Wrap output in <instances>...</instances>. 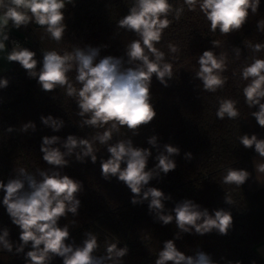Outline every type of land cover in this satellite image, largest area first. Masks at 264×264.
I'll return each instance as SVG.
<instances>
[{
	"label": "clouds",
	"instance_id": "1",
	"mask_svg": "<svg viewBox=\"0 0 264 264\" xmlns=\"http://www.w3.org/2000/svg\"><path fill=\"white\" fill-rule=\"evenodd\" d=\"M68 5L75 6V0H0V53H6L4 58L8 63L18 62L29 78L36 79L41 90L62 89L77 104L76 114L80 120L76 125L80 129L94 130L87 137L73 134L64 139L58 135L43 136L42 160L50 167L37 168L35 172L24 167L14 168V177L8 178L6 183L0 180V191L4 193L2 205L12 224L20 230L19 241L14 242L10 230L0 228V250L22 254L25 264H52L56 258H61L62 264H124L123 258L128 255L129 247L127 244L118 247L119 238L106 239L103 254H97L100 249L97 233L86 230L83 240L77 244L70 233L77 221L69 220L63 226L59 223L69 214L79 215L81 201L78 196L83 192V182L65 174L63 169L70 165L69 158L73 156L76 162L85 163L86 158H90L95 164L100 152L96 145L99 144L110 154L107 159L100 158L102 178L106 181L116 178L122 182L132 193L133 205L147 202L148 212L155 222L163 226L175 223L178 229L173 239L163 242L154 264H219L199 248L191 255L185 254L175 241L182 239L183 233L203 236L215 231L227 235L233 227L231 211L220 208L210 212L192 199H183L167 208L165 201L172 200L171 194L166 195L149 184L153 179L161 178V174L175 170L177 165L173 157L180 154L179 147L166 143L161 150L156 135L147 138L151 147L134 146L131 137L139 136L140 130L157 115L152 103L153 77L164 87L174 79L173 63L156 47L173 19L179 21L185 7L193 12L198 8L209 22L212 33L219 30L221 35L227 36L241 31L250 15L258 13L260 0H183L179 6L170 0H132L127 15L116 25L117 29L133 33L136 39L125 45V55L120 57H101V47L107 45L74 46L62 54L56 50H41L42 60L36 58V52L17 41H13V47L8 50L9 22L11 28L17 30L34 23L59 44L67 32L65 10ZM256 28L264 33V19L256 22ZM211 43L213 48L221 46L217 40ZM167 47L172 54L180 51L171 43ZM245 47L253 55L240 69V80L245 82L242 88L244 102L251 110L250 116L264 128V58L256 55L264 51V42L248 43ZM232 51L239 59L240 48L234 47ZM197 64L194 78L201 81V92L216 93L223 89L227 83V77L223 75L228 66L227 53L205 50L198 55ZM72 72H75L74 79L70 76ZM8 85V78H0V89ZM238 103L235 99L219 97L217 118L239 119ZM253 108L257 110L252 111ZM40 120L53 132H59L65 126L63 119L52 115H41ZM29 129L35 131L36 124L32 121L23 123L19 131L26 133ZM5 131L12 133L14 128L9 126ZM114 137L119 139L113 142ZM238 141L246 149H254L261 158L260 162L254 161L255 179L264 183V139L256 134H244ZM153 148L156 163L149 168ZM184 158L190 161L192 153H185ZM251 176L252 173L245 169L227 167L221 183L241 188ZM224 202L231 206L236 203L229 193H225ZM226 264L242 262L228 260ZM252 264L256 262L252 261Z\"/></svg>",
	"mask_w": 264,
	"mask_h": 264
},
{
	"label": "trees",
	"instance_id": "2",
	"mask_svg": "<svg viewBox=\"0 0 264 264\" xmlns=\"http://www.w3.org/2000/svg\"><path fill=\"white\" fill-rule=\"evenodd\" d=\"M131 2L75 0V6L68 5L65 10L67 32L59 44L33 24L17 30L12 29L9 22V37L20 40L21 46L36 52L38 60H42L41 50H56L62 54L71 51L74 46L87 45H107L106 48L101 47V57L124 56L125 45L136 37L131 32L117 29L116 22L127 15ZM170 2L179 6L183 0ZM260 19H264V0H260L258 13L250 15L241 31L225 36L219 30L215 33L209 30V22L198 8L193 12L185 7L180 20L173 19L164 31L161 42L156 45L173 63L174 79L169 81L168 87H164L153 77L152 103L157 115L140 130L139 136L131 137L134 146L149 148L151 146L147 144V138L156 135L161 150L166 143L179 147L180 154L173 157L177 165L175 170L167 175L161 174V178L153 179L149 184L161 189L166 195L171 194L172 200L165 201L167 208L174 207L175 202L183 199H192L210 212L220 208L231 211L233 227L227 235L215 231L203 236L183 233V238L175 241L185 254L191 255L199 248L219 264H226L228 260H239L242 264H252V261L264 264L256 250V245L264 241V186H259L255 179L252 163V157L256 154L254 149H246L238 141V137L244 134H256L258 138L264 139V128L250 116L251 110L244 102L242 88L245 82L240 80L241 67L249 63L253 55L245 45L264 42V33L256 28V22ZM212 40L219 41L221 46L213 48ZM169 43L177 45L180 51L170 53L167 47ZM234 47L241 50L239 59L235 58L232 51ZM208 49L217 54L223 51L228 55L227 70L223 73L227 83L216 93L201 92V81L194 78V72L199 67L198 55ZM256 55L264 58V51ZM174 56L176 59H173ZM70 76L74 79L75 72L70 73ZM5 77L9 79V85L0 89V180L6 183L8 178L14 177V168L24 167L29 172H35L37 168L50 167L42 160L40 146L43 136L58 135L64 139L73 134L87 137L94 130L87 127L80 129L76 125L80 120L76 114L77 104L62 89L54 92L41 90L36 79L29 78L18 62L10 63L5 71L0 72V78ZM219 97L239 102V119L217 118ZM41 115L61 118L65 126L61 131L53 132L42 124ZM29 121L36 124V130L20 132L21 125ZM9 126L14 128L12 133L5 131ZM127 135L131 136V133ZM116 139L119 137H114L113 142ZM96 147L100 152L97 153L95 164L91 163L90 158H86L85 163L76 162L73 156L69 158L70 165L63 169L65 174L83 182V192L78 196L81 201L79 215L73 217L69 214L67 219H61L59 223L63 226L69 220L77 221L76 227L70 228L71 237L77 244L83 240L86 230L97 233L100 243L97 254H103L106 239L113 241L119 238L118 247L125 244L129 247L128 255L123 258L124 264H154L163 242L173 239L178 229L175 223L163 226L155 222L148 212L147 202L133 205L130 189L116 178L104 180L99 161L100 158L107 159L110 154L103 146L97 144ZM188 152L193 157L190 161L184 158ZM152 153L148 161L149 168L156 163L154 148ZM227 167L245 169L252 176L241 188L224 185L221 180ZM225 193L232 196L236 202L234 206L224 202ZM3 195L0 191V228L7 227L10 238L18 242L20 230L12 224L2 205ZM0 264L25 262L22 254L14 255L0 250ZM52 264H62V259L56 258Z\"/></svg>",
	"mask_w": 264,
	"mask_h": 264
},
{
	"label": "crops",
	"instance_id": "3",
	"mask_svg": "<svg viewBox=\"0 0 264 264\" xmlns=\"http://www.w3.org/2000/svg\"><path fill=\"white\" fill-rule=\"evenodd\" d=\"M260 160H261V158L257 154H254V156L252 157L253 167H254V161L260 162ZM254 171H255V169H254ZM255 175H257L256 171H255ZM257 184L259 186H264V183L257 182ZM256 250H257L258 254L260 255V257L262 258V260H264V241H261L256 245Z\"/></svg>",
	"mask_w": 264,
	"mask_h": 264
},
{
	"label": "rangeland",
	"instance_id": "4",
	"mask_svg": "<svg viewBox=\"0 0 264 264\" xmlns=\"http://www.w3.org/2000/svg\"><path fill=\"white\" fill-rule=\"evenodd\" d=\"M7 48H8V46H7ZM8 50H9V48H8ZM5 56H6V53H0V72L5 71L9 67V64H10L4 58Z\"/></svg>",
	"mask_w": 264,
	"mask_h": 264
},
{
	"label": "built area",
	"instance_id": "5",
	"mask_svg": "<svg viewBox=\"0 0 264 264\" xmlns=\"http://www.w3.org/2000/svg\"><path fill=\"white\" fill-rule=\"evenodd\" d=\"M13 41H17L21 44L20 40L16 39V38H10L9 41H7L6 45L8 46L9 50H11V48L13 47Z\"/></svg>",
	"mask_w": 264,
	"mask_h": 264
},
{
	"label": "water",
	"instance_id": "6",
	"mask_svg": "<svg viewBox=\"0 0 264 264\" xmlns=\"http://www.w3.org/2000/svg\"><path fill=\"white\" fill-rule=\"evenodd\" d=\"M33 26H34V27H40V26H38V25H36V24H34V23H33Z\"/></svg>",
	"mask_w": 264,
	"mask_h": 264
}]
</instances>
